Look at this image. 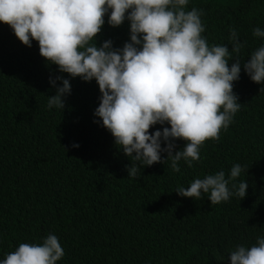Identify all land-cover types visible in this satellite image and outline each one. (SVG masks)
Returning a JSON list of instances; mask_svg holds the SVG:
<instances>
[{
  "label": "trees",
  "instance_id": "obj_1",
  "mask_svg": "<svg viewBox=\"0 0 264 264\" xmlns=\"http://www.w3.org/2000/svg\"><path fill=\"white\" fill-rule=\"evenodd\" d=\"M193 7L204 13L209 46L231 50L230 29L247 41L242 63L264 46V37L252 34L264 30V0H189L186 10ZM107 19L97 46L111 40L122 47L130 40L128 21L111 27ZM58 75L71 84L63 110L47 107L56 94L50 76ZM261 87L241 68L233 86L241 108L219 140L201 146L199 161L192 167L180 161V172L170 161L156 163L130 178L129 158L102 121L94 122L101 96L96 81L60 73L40 56L38 42L23 45L0 22V261L20 243H42L51 233L65 253L57 264H230L237 245L250 247L264 236ZM175 143L176 151L184 146ZM235 164L247 169L235 181L248 184L241 200L211 205L208 194L194 200L175 192L218 171L227 177Z\"/></svg>",
  "mask_w": 264,
  "mask_h": 264
},
{
  "label": "clouds",
  "instance_id": "obj_2",
  "mask_svg": "<svg viewBox=\"0 0 264 264\" xmlns=\"http://www.w3.org/2000/svg\"><path fill=\"white\" fill-rule=\"evenodd\" d=\"M189 0H0V22L7 24L25 46L38 42L39 54L60 73L82 81L93 79L101 93L94 116L114 138V144L129 158L128 177L143 167L170 161L173 172L179 162L192 167L200 160L206 140H219L240 110L233 91L241 68L250 80L264 85V46L243 63L241 50L247 41L230 29L228 44L209 46L202 33L203 11L186 10ZM119 27L126 20L130 40L113 47L111 40L97 46L96 37L105 24ZM253 36L264 37L256 27ZM231 66H229V62ZM57 81L61 86H57ZM56 94L48 96L49 109H64L71 94L70 80L50 76ZM264 91V87L260 88ZM161 128L150 131L154 126ZM167 125V126H165ZM176 140L184 141L176 151ZM162 144L164 145L162 147ZM78 147V145H73ZM162 153L166 158L162 159ZM240 164L196 178L188 187L178 186L181 197L199 200L208 194L211 205L230 197L243 199L248 184L235 182ZM231 184V188L229 185ZM65 255L55 234L42 243H20L0 264H57ZM230 264H264V236L248 247L237 245Z\"/></svg>",
  "mask_w": 264,
  "mask_h": 264
}]
</instances>
